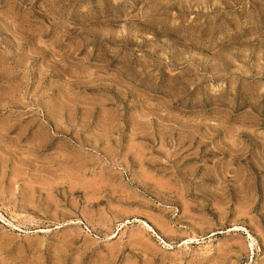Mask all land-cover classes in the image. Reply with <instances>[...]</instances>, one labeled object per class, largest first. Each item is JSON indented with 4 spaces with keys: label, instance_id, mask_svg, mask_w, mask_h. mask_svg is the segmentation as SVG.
<instances>
[{
    "label": "rangeland",
    "instance_id": "obj_1",
    "mask_svg": "<svg viewBox=\"0 0 264 264\" xmlns=\"http://www.w3.org/2000/svg\"><path fill=\"white\" fill-rule=\"evenodd\" d=\"M0 264H264V0H0Z\"/></svg>",
    "mask_w": 264,
    "mask_h": 264
},
{
    "label": "bare ground",
    "instance_id": "obj_2",
    "mask_svg": "<svg viewBox=\"0 0 264 264\" xmlns=\"http://www.w3.org/2000/svg\"><path fill=\"white\" fill-rule=\"evenodd\" d=\"M3 217V216H2ZM4 218V217H3ZM5 219V218H4ZM6 220V219H5Z\"/></svg>",
    "mask_w": 264,
    "mask_h": 264
}]
</instances>
